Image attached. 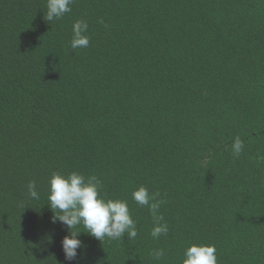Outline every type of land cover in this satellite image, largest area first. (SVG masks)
Returning <instances> with one entry per match:
<instances>
[{"label": "trees", "instance_id": "obj_1", "mask_svg": "<svg viewBox=\"0 0 264 264\" xmlns=\"http://www.w3.org/2000/svg\"><path fill=\"white\" fill-rule=\"evenodd\" d=\"M70 7L47 22V0H0V264H182L192 243L215 245L217 264H264V0ZM77 20L86 48L70 46ZM73 171L128 202L135 239L81 224L65 260L49 180ZM140 186L164 201L166 236L150 235Z\"/></svg>", "mask_w": 264, "mask_h": 264}, {"label": "clouds", "instance_id": "obj_2", "mask_svg": "<svg viewBox=\"0 0 264 264\" xmlns=\"http://www.w3.org/2000/svg\"><path fill=\"white\" fill-rule=\"evenodd\" d=\"M74 0H47V14L44 18L47 22L60 19L65 13L71 11L70 5ZM102 22V21H101ZM73 36L71 48H86L89 46L88 23L85 20H77L72 26ZM243 141L237 137L232 144V151L239 156L243 150ZM101 180L91 175H85L73 171L67 175L53 173L49 180L48 205L55 214L53 222L60 221L68 229L69 234L61 241L65 260L76 261L78 249L83 247V242L78 238L82 231H73L78 225H83L86 232L99 241L105 237L110 240L135 239L138 235L137 222L133 219L128 207V202L123 199L105 198L100 195ZM28 194L31 198L38 199L36 182L28 184ZM145 186H140L132 193V198L140 206H147L153 218V227L150 235L158 239L167 235L169 228L160 213L163 200H157ZM154 260L159 261L164 257L163 249L154 250L151 253ZM182 264H217L216 248L212 244L192 243L183 251Z\"/></svg>", "mask_w": 264, "mask_h": 264}]
</instances>
